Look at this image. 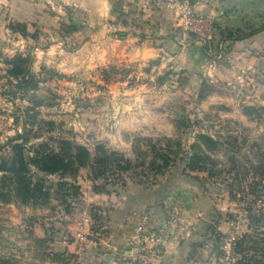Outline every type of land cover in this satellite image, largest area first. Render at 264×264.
Here are the masks:
<instances>
[{"label": "rangeland", "instance_id": "1", "mask_svg": "<svg viewBox=\"0 0 264 264\" xmlns=\"http://www.w3.org/2000/svg\"><path fill=\"white\" fill-rule=\"evenodd\" d=\"M126 2L44 0L2 23L0 154L30 116L29 144L68 139L87 147L91 157L72 172L48 176L49 184L68 185L54 186L45 201H0V264L79 263L77 253L58 249L55 241H75L80 250L84 234L88 248L115 198L146 199L161 184L174 186L176 178L200 185L211 197L216 215L202 220L214 264H224L219 236L232 230L238 235L232 264H264V221L248 217L250 211L264 213V46L223 59L232 42L211 41L205 52L213 56V68L195 80L179 79L169 65L139 58L138 49L150 46L128 39L133 27L126 25ZM16 23L25 25L26 34L14 29ZM16 54L29 57L37 87L8 78V60ZM160 76H166L163 83ZM244 105L260 113L248 117ZM199 133L219 142L199 161L210 172L187 165ZM102 149L120 153L127 165L112 158L96 162Z\"/></svg>", "mask_w": 264, "mask_h": 264}, {"label": "crops", "instance_id": "2", "mask_svg": "<svg viewBox=\"0 0 264 264\" xmlns=\"http://www.w3.org/2000/svg\"><path fill=\"white\" fill-rule=\"evenodd\" d=\"M43 1L0 0V35L5 34L2 23L23 15V9H33L31 4H44ZM193 1L199 13L214 16L216 30L211 41H219V44L226 43L219 40L222 31L238 28L247 30L252 25H264V0ZM82 2L84 0H80L81 6ZM123 8L129 14L126 25L133 27L128 39H137L139 43L150 46L147 48L146 45L142 51L138 49L140 59L154 58L157 64L161 62L169 65V69H174L178 78L190 76L192 80L213 68L214 64L211 65L210 62L213 56L205 52L203 40L179 26L176 11L167 7L164 0H127ZM263 46L264 30H261L229 44L228 53L223 59L235 50L234 53L237 52L242 57L250 49H261ZM206 193L200 185L185 178H176L174 186L161 184L151 190L146 199L133 200L134 197L130 196L125 200L115 198L109 213L102 219L104 223L94 231L93 244L84 252L75 250V241L61 238L55 244L62 251L77 253L81 262L76 264H131L135 248L131 246L130 239L143 208L151 207L161 217L166 205L181 198L186 228L174 234L165 252L152 264H214L210 253L212 238H209L207 223L202 218L208 220L216 212L212 209L211 197ZM227 223L224 221L223 227ZM106 254H113V257L105 258Z\"/></svg>", "mask_w": 264, "mask_h": 264}, {"label": "trees", "instance_id": "3", "mask_svg": "<svg viewBox=\"0 0 264 264\" xmlns=\"http://www.w3.org/2000/svg\"><path fill=\"white\" fill-rule=\"evenodd\" d=\"M19 26V27H15ZM22 34H26L25 25L16 23L14 29H18ZM264 30V25L254 27L248 31L238 28L236 30H225L220 32V39L224 42H234L236 40L248 38L255 33ZM219 41L213 42L218 45ZM204 49L206 45L204 44ZM10 67L7 69L8 78L15 79L16 85L24 88H35L38 84V79H35L30 71V59L22 54H16L8 60ZM166 76H160L158 81L163 83ZM205 84H202L201 93H205ZM207 88V86H206ZM260 108L255 105H244L243 113L250 117L258 115ZM28 112V111H27ZM32 116V115H31ZM30 116L25 117L22 122V131L17 132L11 137L7 143L9 149L7 153L0 154V201L10 202L18 201L21 203L38 204L41 201L51 196L54 186H65L68 182H56L49 184L48 176L53 174H65L72 172L77 166L88 164L91 157L90 150L80 144H76L68 139H58L56 144L41 141L36 144H29L32 137V128H27V120ZM47 123H52L50 120ZM29 125H33L30 122ZM198 142L192 145L194 155L188 160V168L191 170L207 171L208 169L199 164L201 159L208 157L207 151L215 150L219 142L209 133H199L196 135ZM103 150V156L96 159V162L102 160H127L118 152ZM115 156V158H113ZM195 160V162H194ZM205 163V162H202ZM119 165V164H118ZM123 168V167H122ZM125 168V167H124ZM123 168V169H124ZM209 171V170H208ZM210 172V171H209ZM248 217L255 221H264V213H253L250 211ZM239 264H242L240 261Z\"/></svg>", "mask_w": 264, "mask_h": 264}, {"label": "built area", "instance_id": "4", "mask_svg": "<svg viewBox=\"0 0 264 264\" xmlns=\"http://www.w3.org/2000/svg\"><path fill=\"white\" fill-rule=\"evenodd\" d=\"M164 2L167 7L176 11L179 26L202 39L208 49L216 30L214 16L199 13L193 0H164ZM183 206L182 199L177 198L165 206L164 214L161 217H158L153 208L148 206L143 208L135 226L134 234L130 239L131 246L135 248L131 264H152L162 256L174 234L186 228L183 219ZM241 216L242 214L239 213L235 217L234 229L239 226ZM237 238L236 230H232L231 233L225 236H219L224 264H232L234 244ZM89 243L90 240L84 234H80L79 249H85Z\"/></svg>", "mask_w": 264, "mask_h": 264}, {"label": "water", "instance_id": "5", "mask_svg": "<svg viewBox=\"0 0 264 264\" xmlns=\"http://www.w3.org/2000/svg\"><path fill=\"white\" fill-rule=\"evenodd\" d=\"M74 22L76 23V24H79V22H78V20H74ZM112 258L113 257V254H106L105 255V258Z\"/></svg>", "mask_w": 264, "mask_h": 264}]
</instances>
